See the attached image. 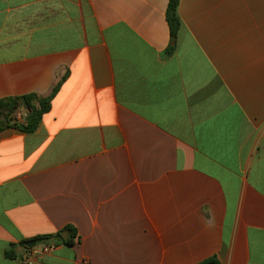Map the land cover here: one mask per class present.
I'll list each match as a JSON object with an SVG mask.
<instances>
[{
    "label": "crops",
    "instance_id": "0c3cea01",
    "mask_svg": "<svg viewBox=\"0 0 264 264\" xmlns=\"http://www.w3.org/2000/svg\"><path fill=\"white\" fill-rule=\"evenodd\" d=\"M166 7L0 0V100L61 81L0 132V264L66 226L34 264H264V0Z\"/></svg>",
    "mask_w": 264,
    "mask_h": 264
},
{
    "label": "trees",
    "instance_id": "16d2710c",
    "mask_svg": "<svg viewBox=\"0 0 264 264\" xmlns=\"http://www.w3.org/2000/svg\"><path fill=\"white\" fill-rule=\"evenodd\" d=\"M178 0H167V7L165 12V19L168 25L169 33L171 37H176L180 29V19L178 16ZM174 52V45H170L165 55L170 56ZM61 85V81L58 82L47 96H41L35 93L26 94L20 97H8L0 100V132L6 128L14 127L18 128L23 133H33L39 127L42 117L50 110V102ZM22 99L25 101V106L22 103ZM22 109L25 115L21 122L13 121V114ZM22 125V128H19ZM65 232L67 237L63 238L61 234ZM55 239L56 242L62 243L68 247L74 246L78 243V236L76 230L71 226H66L61 232L54 236L36 237V242L48 241V239ZM25 242L21 244V254L27 253L32 247H26ZM11 249L5 251V256L10 259L22 258V255ZM200 264H219L215 258L207 259Z\"/></svg>",
    "mask_w": 264,
    "mask_h": 264
},
{
    "label": "built area",
    "instance_id": "2783aa9c",
    "mask_svg": "<svg viewBox=\"0 0 264 264\" xmlns=\"http://www.w3.org/2000/svg\"><path fill=\"white\" fill-rule=\"evenodd\" d=\"M39 243L40 247L38 250L31 249L27 253H24L22 255L20 264H34L33 261L37 259V257L47 254L48 252L54 250L58 245V242H56L55 239L52 238L48 239V241H43Z\"/></svg>",
    "mask_w": 264,
    "mask_h": 264
},
{
    "label": "water",
    "instance_id": "95a60500",
    "mask_svg": "<svg viewBox=\"0 0 264 264\" xmlns=\"http://www.w3.org/2000/svg\"><path fill=\"white\" fill-rule=\"evenodd\" d=\"M174 41H175V37H171V42L172 43H174ZM22 103H23V105L25 106V101H24V99H22ZM19 128H22V125H19ZM63 238H65V233H63ZM35 240H29V241H27V242H25L24 243V245L26 246V247H32L34 244H35Z\"/></svg>",
    "mask_w": 264,
    "mask_h": 264
},
{
    "label": "rangeland",
    "instance_id": "374dc122",
    "mask_svg": "<svg viewBox=\"0 0 264 264\" xmlns=\"http://www.w3.org/2000/svg\"><path fill=\"white\" fill-rule=\"evenodd\" d=\"M12 119H13V121H16V122H18L19 121V118L17 117V116H12Z\"/></svg>",
    "mask_w": 264,
    "mask_h": 264
}]
</instances>
